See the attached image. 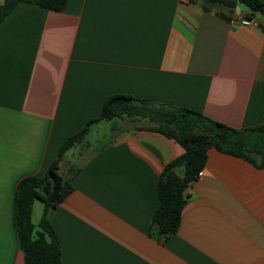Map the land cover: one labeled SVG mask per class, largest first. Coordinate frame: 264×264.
Masks as SVG:
<instances>
[{
	"label": "crops",
	"instance_id": "0c3cea01",
	"mask_svg": "<svg viewBox=\"0 0 264 264\" xmlns=\"http://www.w3.org/2000/svg\"><path fill=\"white\" fill-rule=\"evenodd\" d=\"M244 10L238 5L237 17L225 19L201 0H67L62 11L24 3L7 15L0 23V264H24L18 183L45 172L108 96L195 109L234 128L264 123V29L242 24ZM88 149L61 161L72 189L48 214L61 264H264V165L209 148L177 232L161 240L149 231L159 178L183 146L128 127ZM73 162L81 168L71 176ZM42 211L36 198L34 224Z\"/></svg>",
	"mask_w": 264,
	"mask_h": 264
},
{
	"label": "trees",
	"instance_id": "16d2710c",
	"mask_svg": "<svg viewBox=\"0 0 264 264\" xmlns=\"http://www.w3.org/2000/svg\"><path fill=\"white\" fill-rule=\"evenodd\" d=\"M24 3L62 11L67 0H4L0 6V23ZM201 4L205 10L214 11L225 19L236 18V6H245L243 17L256 19L258 16L257 21L264 29V0H201ZM101 121H111L113 131H122L121 121L131 122L129 129L159 131L183 146L184 152L165 165L159 178V203L149 231L161 240L177 232L189 198L188 189L195 175L204 168L209 148L241 156L257 166L264 165V123L234 128L195 109L158 104L130 94H112L105 100L98 117L90 119L80 131L62 142L57 157L45 172L27 175L18 183L15 227L24 264H61V244L48 217L49 211L72 189L69 178L60 171L61 161L72 149V156L83 157L90 147L86 139L90 127ZM80 168V164L73 162L69 168L70 175H75ZM36 198L43 201L37 225L32 221Z\"/></svg>",
	"mask_w": 264,
	"mask_h": 264
},
{
	"label": "rangeland",
	"instance_id": "374dc122",
	"mask_svg": "<svg viewBox=\"0 0 264 264\" xmlns=\"http://www.w3.org/2000/svg\"><path fill=\"white\" fill-rule=\"evenodd\" d=\"M243 8H246L245 6H243ZM259 17L257 16L256 20H258ZM132 125L131 122H125V121H121L120 122V129H126L128 127H130ZM118 131H113L112 130V122L111 121H102L98 126L94 127L92 129V131L87 135L86 139L87 141H89L91 143V146L88 149L89 151H93L94 150V146L99 147L101 144L105 143L107 140H109L110 136L116 135V133H118ZM113 133V135H112ZM100 144V145H99ZM72 153H73V149L69 150L67 153L68 156V160L72 159ZM74 162L77 161V159L73 160ZM69 164V163H67ZM61 172L66 175L67 174V170L66 167L63 166L61 168Z\"/></svg>",
	"mask_w": 264,
	"mask_h": 264
},
{
	"label": "built area",
	"instance_id": "2783aa9c",
	"mask_svg": "<svg viewBox=\"0 0 264 264\" xmlns=\"http://www.w3.org/2000/svg\"><path fill=\"white\" fill-rule=\"evenodd\" d=\"M185 1H192V0H185ZM241 23L244 25H255V26H260L259 22L256 19H248V18H243L241 20ZM203 170H200L196 175H195V180L201 178L203 176Z\"/></svg>",
	"mask_w": 264,
	"mask_h": 264
}]
</instances>
